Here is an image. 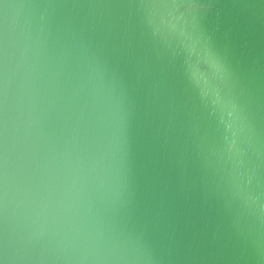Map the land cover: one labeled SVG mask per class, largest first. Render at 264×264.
I'll return each instance as SVG.
<instances>
[{
	"label": "water",
	"instance_id": "95a60500",
	"mask_svg": "<svg viewBox=\"0 0 264 264\" xmlns=\"http://www.w3.org/2000/svg\"><path fill=\"white\" fill-rule=\"evenodd\" d=\"M179 23L198 29L228 63L234 91L257 119L245 145V183L264 205V0H168ZM143 0H0V164L8 154L10 237L20 223L16 194H33L55 169H78L68 223L30 246L54 264L60 237L138 245L151 264H264L227 151L230 117L205 102L185 55L148 27ZM202 7L184 11V5ZM8 18L4 128V5ZM36 220L35 210L29 222ZM0 216V231L3 229Z\"/></svg>",
	"mask_w": 264,
	"mask_h": 264
},
{
	"label": "clouds",
	"instance_id": "9594fccd",
	"mask_svg": "<svg viewBox=\"0 0 264 264\" xmlns=\"http://www.w3.org/2000/svg\"><path fill=\"white\" fill-rule=\"evenodd\" d=\"M24 5H4L3 52L5 66V101L4 128L8 123L7 110V49L9 44V15H19V9ZM148 27L155 36L166 43H175L185 55L186 74L190 81L200 90L206 103L214 110L226 113L230 120L228 129L232 133L228 153L240 166L234 170L235 195L242 202L249 217L247 234L252 237L264 259V205H257L254 196L245 180L248 173L244 171L245 145H250L256 139L257 119L249 103L242 100L234 91L236 77L226 60L217 53L205 38L193 16L191 27L187 23H179L184 12H178L179 5L168 0H143L141 5ZM184 11L193 12L202 7L198 4L184 5ZM67 174L61 179L59 171L53 169L42 179L33 194L19 190L16 194V210L20 223L10 237L7 221L10 208V184L8 174V154L5 145L3 163L0 164V216L3 217V229L0 231V264H35L30 254V246L39 239L51 224L68 223L72 217L78 197V169L71 164L65 165ZM35 210L36 220L31 222V213ZM60 237L54 255V264H151L138 245H131L118 239L101 242L91 234H83L78 230L56 233ZM41 264L43 262L41 261Z\"/></svg>",
	"mask_w": 264,
	"mask_h": 264
}]
</instances>
